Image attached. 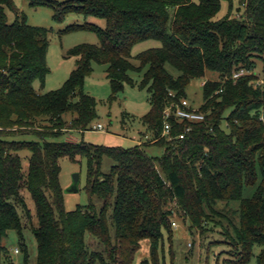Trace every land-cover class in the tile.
I'll use <instances>...</instances> for the list:
<instances>
[{
    "label": "trees",
    "instance_id": "16d2710c",
    "mask_svg": "<svg viewBox=\"0 0 264 264\" xmlns=\"http://www.w3.org/2000/svg\"><path fill=\"white\" fill-rule=\"evenodd\" d=\"M29 2L33 8H50L56 23L75 15L103 20L105 27L85 22L65 28L62 34L92 32L98 44L71 49L75 67L68 79L58 90L38 93L34 83L43 87L47 75V31L29 26L24 17L8 23L5 9L13 10L12 2L0 0V264H15L3 245L9 232L17 235L21 264H131L143 240L150 243L149 260L141 264H159L164 237L172 242L173 210L192 223L213 215L227 223L231 233L225 229L223 241L208 244L227 247L222 264H247L255 246L261 248L256 264H264V85H256L254 74L259 62L264 82V0ZM223 3L226 13L215 20ZM148 41L159 46L133 58V48ZM93 63L105 66L110 102L124 85L135 84L131 73L139 75L136 86L147 92L150 105L141 123L152 139L161 135L169 94L175 102L187 99L191 80L214 75L217 79L202 87L204 121L188 124L190 132L176 140L185 126L171 119L175 140L157 141L164 147L160 158L137 145L57 142L64 116L71 115L82 132L97 118L95 101L83 89ZM240 69L251 74L232 82ZM24 152L29 154L26 171L20 158ZM104 156L113 163L107 175L100 171ZM62 158L85 160V191L89 199L102 201L99 214L91 202L65 210ZM245 187H255L251 198L242 197ZM25 193L36 216L29 231L36 244L34 261L15 206L21 205L30 220ZM218 204L231 219L225 208L216 209ZM109 206L113 233L106 220ZM221 222L217 225L223 227Z\"/></svg>",
    "mask_w": 264,
    "mask_h": 264
},
{
    "label": "rangeland",
    "instance_id": "374dc122",
    "mask_svg": "<svg viewBox=\"0 0 264 264\" xmlns=\"http://www.w3.org/2000/svg\"><path fill=\"white\" fill-rule=\"evenodd\" d=\"M13 10L5 9V14L8 23H12L15 17H24L29 26L42 28L47 31V53L46 66L47 75L43 87H40L38 82L34 83V89L39 93H47L58 90L68 79L70 73L75 67V58L68 55V52L74 47L82 44L97 45V37L92 32L77 30L71 33L62 34L61 32L71 25H82L85 22L103 29L105 22L100 19L88 18L84 20L80 16L68 15L62 23L53 21V11L48 7L33 8L30 6L29 0H11ZM227 5L222 4L220 12L215 17V20L221 19L226 13ZM242 8L240 13H242ZM237 13H235L236 15ZM159 44L154 41H148L136 45L132 50L134 58L139 53L158 47ZM132 63L137 65V61L132 59ZM172 71V70H170ZM257 80H262V66L259 62L256 63L254 70ZM134 81V85H124L123 90L117 94L114 101L110 102L111 90L109 81L105 77V66L96 63L92 64V72L85 79L83 89L95 101L96 120L90 122L86 131L82 133L76 129L71 115L64 116L63 129L58 131L61 135L57 142H70L74 144L84 143L92 146L104 147H120L123 149L132 148L137 145L138 141L142 142L141 149L145 141L140 137L145 134L140 117L144 116L150 108L149 95L145 90H141L136 86V82L140 80L136 73L130 74ZM207 80H216L212 74L206 76ZM203 79L191 80L186 88V98L189 103L196 108H199L203 103L201 83ZM101 124L104 128L103 132H95L92 130L93 125ZM140 132V134H139ZM162 132V131H161ZM82 133V134H80ZM148 134V133H147ZM151 135V134H150ZM161 136V135H160ZM160 136L156 139L160 141ZM152 137V135H151ZM27 140L34 139L33 137H25ZM150 140H148V144ZM151 149H146L145 153L149 157H160L164 147L157 142ZM23 171H26L29 154L24 152L20 154ZM113 163L107 156L102 157L100 171L107 175L111 171ZM60 173L59 183L63 190L64 208L66 211H73L77 206H86L91 202L95 207L96 214H99L103 203L97 197L89 199L85 191L86 186V163L85 160L72 162L68 158L59 160ZM78 175V183H73V176ZM255 187H245L242 197L244 199L251 198ZM24 193V192H23ZM26 206L30 213L28 219L25 210L21 205L15 204L21 224L24 227L23 237L27 246L30 260L34 261L36 257V244L31 235L30 227L36 226V216L31 199L24 194ZM237 203L232 204L236 207ZM173 206H177L176 204ZM223 204H218L216 209L223 210ZM225 214L231 219L230 212L225 208ZM183 215V214H182ZM173 210V215L170 220L176 224V229L171 227L173 232L172 242L169 244L164 237L162 245L158 249L159 264H222L224 256L222 253L227 251L224 245H212L209 243L223 241L224 237L221 233H226V230L231 233L227 223L217 216H211L203 220L201 223H192L186 215ZM112 206H109L106 211V220L109 224L110 231L113 233L112 227ZM233 220V219H232ZM218 221H222V226L217 225ZM171 226V225H170ZM227 239V237H226ZM9 253V259L15 264L22 263L21 250L18 248V238L15 232H9L3 242ZM171 246V249H170ZM100 247H96L99 249ZM150 243L148 240L140 242V247L134 254L131 264H141L144 260H149ZM19 249V253L15 255L13 252ZM261 248L255 246L252 251V257L247 264H256V258L259 255ZM172 254V257L171 255ZM222 254V255H221ZM219 258V259H218Z\"/></svg>",
    "mask_w": 264,
    "mask_h": 264
},
{
    "label": "built area",
    "instance_id": "2783aa9c",
    "mask_svg": "<svg viewBox=\"0 0 264 264\" xmlns=\"http://www.w3.org/2000/svg\"><path fill=\"white\" fill-rule=\"evenodd\" d=\"M250 74H251L250 72L244 69H240L231 75L230 80L232 82H236L239 78L245 77L246 75H250ZM207 81L208 80L205 78L201 83V87H204ZM219 82L224 83V81H219ZM256 85L263 86L264 82L258 79L256 81ZM221 92H222V89L215 92V94L221 93ZM169 96L171 100H169L166 103L162 111L163 127H162L160 139H165V141L167 142H170L175 139L183 140L184 136L191 130V127L188 124L203 122L205 119V114L200 111V108L193 107L187 99L182 98L178 102H175L174 100H172V98H174L173 94H169ZM171 119L177 124H184L185 126L184 131L178 134L175 137V139L171 135V131H172V125L170 123ZM92 130L95 132L97 131L103 132L104 128L101 124H95L93 125ZM157 141L158 139H153V140H150V143H155ZM141 145H142V142L138 141L137 146L141 147ZM172 215H173V211H172ZM171 226L174 229H176L177 227L174 222L171 223ZM13 253L17 255L19 253V249H15Z\"/></svg>",
    "mask_w": 264,
    "mask_h": 264
},
{
    "label": "crops",
    "instance_id": "0c3cea01",
    "mask_svg": "<svg viewBox=\"0 0 264 264\" xmlns=\"http://www.w3.org/2000/svg\"><path fill=\"white\" fill-rule=\"evenodd\" d=\"M36 92L39 93V91H36ZM146 114H147V113H146ZM142 117H143V116L140 117V121H141V118H142ZM143 127H144V126H143ZM82 133H83V132H82ZM82 133H80V134H82ZM139 134H140V132H139ZM141 135H143V136H141L140 139L142 138V139L145 141V143H144V145H143V147H142V148H143L142 150H143L144 152H145L146 149H151V148H153V147H157V146H155V143H156V142H155V143H149V144H148V140H153V139L151 138V135H150L149 133L147 134V132H146L145 134H141ZM162 155H163V153H162ZM162 155H161V156H162ZM161 156H160V157H161ZM160 157H152V158H160Z\"/></svg>",
    "mask_w": 264,
    "mask_h": 264
},
{
    "label": "water",
    "instance_id": "95a60500",
    "mask_svg": "<svg viewBox=\"0 0 264 264\" xmlns=\"http://www.w3.org/2000/svg\"><path fill=\"white\" fill-rule=\"evenodd\" d=\"M73 183L76 185L78 183V175L73 176Z\"/></svg>",
    "mask_w": 264,
    "mask_h": 264
}]
</instances>
